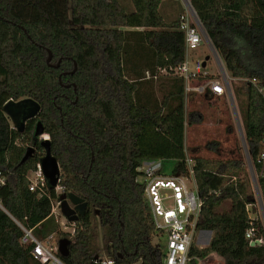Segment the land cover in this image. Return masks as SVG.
<instances>
[{"label":"trees","instance_id":"16d2710c","mask_svg":"<svg viewBox=\"0 0 264 264\" xmlns=\"http://www.w3.org/2000/svg\"><path fill=\"white\" fill-rule=\"evenodd\" d=\"M130 1L131 12L119 0H0V264H40L11 217L40 239L68 238L66 264H105L103 254L113 264H162L137 168L161 159L181 172L185 123L203 116L185 110L182 79L159 72L184 59L178 20L163 19L161 0ZM189 3L227 71L245 79L237 88L244 141L264 207V0ZM24 98L40 109L20 132L3 108ZM37 120L59 166L56 185L86 202L82 216L65 222L72 233L51 213L58 193L46 176L47 196L28 187L27 173L43 158ZM28 146L34 152L21 162ZM192 159L202 200L196 231L212 236L205 247L191 245L188 264L211 253L223 264H264V221L246 159ZM250 228L260 244L244 238Z\"/></svg>","mask_w":264,"mask_h":264},{"label":"built area","instance_id":"2783aa9c","mask_svg":"<svg viewBox=\"0 0 264 264\" xmlns=\"http://www.w3.org/2000/svg\"><path fill=\"white\" fill-rule=\"evenodd\" d=\"M186 9L178 17V28L184 36L185 54L183 61L174 68L160 69V73L171 72L182 78L185 93H211L219 96L229 92L228 80H222L208 76L203 71V61L190 59L186 54L189 50L196 49L203 41L204 36L195 13L189 6L188 0H184ZM148 76V73H146ZM254 83V79L251 80ZM259 92L264 94L262 88ZM39 139L48 140V135L42 133ZM258 160H264V135L261 141ZM44 156L45 150L40 152ZM184 168L175 174L163 172L161 159L145 160L137 170L144 178V196L147 208L151 215L155 228L165 236V247L162 255V264H188L193 237L196 232V223L201 210L202 200L197 192L196 181L193 173L194 162L185 156ZM173 168V166H172ZM29 190L37 193V196L48 195L45 175L41 163H36L34 169L27 173ZM138 180V179H137ZM58 181V180H57ZM5 182V177L0 171V186ZM140 182V181H139ZM191 185V186H190ZM58 195L62 192L61 186H55ZM0 208L3 209L1 203ZM59 201L51 202V213L56 217V209ZM11 217V216H10ZM21 230L20 243L29 247L32 258L40 264H66L58 252L56 235L51 234L43 239L38 238L30 228H26L19 221L11 217ZM63 230L65 224H61ZM73 232V229L70 230ZM253 230L245 232L244 238L250 243L262 242V238H253ZM102 263L113 264V260L107 256H100Z\"/></svg>","mask_w":264,"mask_h":264},{"label":"rangeland","instance_id":"374dc122","mask_svg":"<svg viewBox=\"0 0 264 264\" xmlns=\"http://www.w3.org/2000/svg\"><path fill=\"white\" fill-rule=\"evenodd\" d=\"M119 1L127 12H131L134 9L130 0ZM179 2L180 6L182 7V0H179ZM178 8L179 7L177 5L174 6V10H177ZM164 17L168 22L172 20L171 16H168L166 14H164ZM186 55L190 59L193 58L205 61L203 71L206 72L209 76L222 79L223 81L228 80V88L230 91H232V102L235 107L237 118L234 114L231 104V98L228 93L219 98L213 99L212 101L204 100L201 96H193L191 98V101H189L190 99H187L186 97L185 102L188 100L186 102L188 106L186 107V111H188L189 109L199 110L202 113L203 119L201 122H195L192 124H187V122L185 123V156L190 159H192L193 156H198L206 159L222 160L231 158L237 159L242 157L245 158L242 140V136L244 139V128L242 125L240 112L244 107L245 102L244 96L237 93V88L241 87L242 89V85L244 84L245 79L233 78L225 68L218 51L212 49L205 39H203V41L196 49L189 50ZM206 56H208V58L205 60ZM211 146L214 147V149H212ZM162 161L164 166L163 172L166 174H170L172 171L173 163L171 161ZM247 170L249 172L252 190L255 193L254 184L248 167ZM253 175L255 176L254 171ZM137 179L141 182L144 178L139 175ZM256 202V213L258 214V216H260V218H263L262 209L257 200ZM56 212L60 213L59 208L56 209ZM58 213L56 215L57 222H64V219L61 218ZM71 229V226H66L65 230L68 231ZM211 236L212 232L210 231H196L193 237L194 246L197 248L205 247L208 244ZM165 241V236L160 231H158V233L153 235L151 238V244L155 247H158L159 250L165 247ZM103 256L105 257L106 255L103 254ZM209 260L211 261L210 258L200 259L198 264H210Z\"/></svg>","mask_w":264,"mask_h":264},{"label":"water","instance_id":"95a60500","mask_svg":"<svg viewBox=\"0 0 264 264\" xmlns=\"http://www.w3.org/2000/svg\"><path fill=\"white\" fill-rule=\"evenodd\" d=\"M189 2V0H188ZM190 8L192 9L190 3H189ZM192 11L194 12V10L192 9ZM195 13V12H194ZM198 21V19H197ZM199 23V21H198ZM200 25V23H199ZM201 31L203 33V36L205 38V40L207 41V43L209 44V46L213 48L207 34L205 33V31L203 30L202 26L200 25ZM50 58V54L48 59ZM207 59V57H206ZM205 64V61H203V65ZM230 98L232 99V95L231 92H228ZM14 104H23L21 110H20V117L19 120H14V113L17 112L16 109H13L12 105ZM28 104L27 106L25 104ZM12 104V105H11ZM234 114L236 116V111H235V107L234 105H232ZM4 111L6 112L7 115L11 116V121L13 122L14 125L18 126V131H22L23 130V126L24 123L33 117H36V115L39 112V104L31 99L28 98H24L21 100H18L16 102H7L4 106ZM237 118V116H236ZM238 120V119H237ZM239 122V121H237ZM43 131V126L41 124V122L39 120H37L35 122V126H34V131H33V135L39 136ZM242 140H243V146H244V153H245V158L247 161V165L249 168V171L251 173V178L254 184V188H255V193H256V197L258 200V203L262 209V214H263V221H264V208H263V203L260 197V193H259V189L257 187L256 184V179L255 176L253 175V168L248 156V152H247V148L245 145V141L243 139L242 136ZM41 144L44 146V150H45V154L41 160V166H42V170L44 175L46 176V178L48 179L49 185L50 186H56L57 184V180H58V175H59V166L58 163L56 161V159L50 154L49 151V144L47 142V140H42ZM34 152V148L32 146H28L24 152V155L21 159V162L25 161L27 159V157L31 156ZM58 201H59V211L60 213L65 217V219H67L68 221H76L77 218L79 216H82L85 212L86 209V202L84 201L83 198L75 195L72 192H61L58 195ZM70 243V240L68 238L62 237L60 239H58L57 244H58V252L60 254V256H65L68 252V245ZM250 244L254 245V244H259L258 241H253Z\"/></svg>","mask_w":264,"mask_h":264},{"label":"crops","instance_id":"0c3cea01","mask_svg":"<svg viewBox=\"0 0 264 264\" xmlns=\"http://www.w3.org/2000/svg\"><path fill=\"white\" fill-rule=\"evenodd\" d=\"M182 2H183V6L181 7L180 6V2H179V0H161V2H160V5H159V12H160V14H161V16L163 17V19L166 21V19H165V17H164V14H166V15H168V16H171V18H172V20L171 21H174V20H178V17H179V15L182 13V12H184L185 11V9H186V4H185V1L184 0H182ZM175 5H177L179 8L176 10H174V6ZM164 13V14H163ZM170 21V22H171ZM166 22H168V21H166ZM205 42V41H204ZM207 58H208V56H206ZM206 57H205V60H206ZM204 66H205V64H204ZM209 76V75H208ZM212 77V76H211ZM214 78V77H213ZM234 78V77H233ZM182 79V78H181ZM183 81V80H182ZM229 84V83H228ZM183 90H184V84H183ZM229 92H231V95H232V91H230L229 90ZM208 94H209V96H210V99L208 100V101H212L213 99H216V98H219V97H221V96H223V95H219V96H216V95H213V94H211V93H209V92H207ZM205 94V93H204ZM229 94V93H228ZM184 96H185V98L187 97V99H190L189 101H191V98L193 97V96H196V97H198V94L197 93H185L184 92ZM188 101V100H187ZM186 101V102H187ZM233 96H232V99H231V104L232 105H234L233 104ZM185 102V110H186V107H188L187 106V103ZM191 103V102H190ZM184 130H185V128H184ZM4 209V208H3ZM60 212V211H59ZM58 213V212H57ZM57 215V214H56ZM58 215H60L61 216V218H63L64 219V222H61V221H59L58 223L60 224V226H61V224H65V222H66V220L67 219H65V217L61 214V213H58ZM56 218V220H57V216L55 217ZM68 221V220H67ZM68 231H70V230H68ZM62 238V237H61ZM60 239V238H59ZM205 258H210L211 259V261H210V264H223V259L220 257V256H218V255H216L215 253H211V254H209L207 257H205Z\"/></svg>","mask_w":264,"mask_h":264},{"label":"flooded vegetation","instance_id":"af4514ba","mask_svg":"<svg viewBox=\"0 0 264 264\" xmlns=\"http://www.w3.org/2000/svg\"><path fill=\"white\" fill-rule=\"evenodd\" d=\"M12 105V104H11ZM23 104H14L12 105L13 109H16L17 112L14 113V120H19V117H20V110L22 108ZM9 116V115H8ZM37 116V115H36ZM10 120H11V116H9ZM35 118V117H33ZM33 118H30V119H33ZM29 119V120H30Z\"/></svg>","mask_w":264,"mask_h":264}]
</instances>
